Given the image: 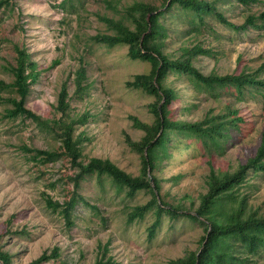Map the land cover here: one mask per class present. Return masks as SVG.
Returning a JSON list of instances; mask_svg holds the SVG:
<instances>
[{
  "label": "rangeland",
  "instance_id": "obj_1",
  "mask_svg": "<svg viewBox=\"0 0 264 264\" xmlns=\"http://www.w3.org/2000/svg\"><path fill=\"white\" fill-rule=\"evenodd\" d=\"M138 2L159 7L163 0H9L0 7V78L12 80L16 46L23 47L35 61L37 73L25 105L46 121L8 117L5 107L11 105L4 97L14 92L0 89V250L10 254L9 264H29L55 246L58 256L35 264H96L98 258L110 259L109 264H170L199 249L204 224L186 214L194 213L207 191L210 171L232 172L259 145L264 84L248 83L240 90L231 85L209 87L186 72L168 70L163 85L175 94L170 105L173 119L194 122L217 116L236 122L221 129L215 144L177 129L166 130V149L152 174L159 184L157 199L177 206L178 215L161 213L149 232L156 219L152 207L128 220L136 205L150 199L148 190L129 195L106 172L80 176L74 186L71 178L77 168L63 153L59 126L54 123L58 119L72 123L82 161L107 158L127 173H140V154L126 137L138 140L143 135L134 117L144 123L153 121L148 105L155 96L128 86L127 81L149 73L151 65L130 58L127 44L110 46L93 39L97 33L114 32L102 17L131 25L128 11ZM218 2L236 23L264 9V0L211 1L216 6ZM200 16L172 4L160 17L165 51L175 52L181 43L200 44L208 52L198 54L193 63L202 73L245 71L264 79L263 28L235 29L213 12ZM78 70L85 72L82 89L76 85ZM63 87L68 101L65 113L57 108ZM36 149L59 154L45 160L35 155ZM72 192L76 202L69 215L72 224L67 226L63 206L53 210L45 197L63 203ZM238 194L245 195L248 209L264 213V169H249ZM230 246L233 252L232 241ZM238 252L243 254L241 246ZM247 255V264H264V246Z\"/></svg>",
  "mask_w": 264,
  "mask_h": 264
},
{
  "label": "trees",
  "instance_id": "obj_2",
  "mask_svg": "<svg viewBox=\"0 0 264 264\" xmlns=\"http://www.w3.org/2000/svg\"><path fill=\"white\" fill-rule=\"evenodd\" d=\"M212 0H163L162 4L154 6L147 2L135 3L131 10V25L122 19H112L102 17L112 26L114 32L97 33L93 35L95 41L104 42L107 45L127 44L128 56L132 59H141L148 61L151 65L149 73L137 74L132 80L127 81V85L133 88H141L155 96V100L150 102L148 108L153 115V121L144 123L134 117V123L143 130V135L138 140L126 137L127 143L131 148L140 154V173L132 175L117 166L107 158L90 157L87 162L81 160V153L78 139H74L72 123L64 119H58L54 123L59 126L63 153L68 157L70 164L76 167L73 184L76 187L78 178L85 174L96 172L98 174L106 172L111 174L114 180L123 187L127 188V193L132 195L138 189L148 190L151 194L150 199L142 204L136 205L128 215V220L143 215L146 209L152 207L156 216L149 232L153 230L158 223L161 213H168L176 216L178 207L170 206L168 203L157 199V190L159 189L158 180L152 174L155 161L164 155L167 140V129H177L182 132L190 133L204 142L215 144L218 135L225 125L236 122L234 119L221 120L217 116L200 119L194 122L173 119L170 116V105L175 94L171 88L163 85V78L168 70H179L193 76L196 82H200L209 87L212 86H234L240 90L245 84H264V79L257 78L256 74H250L245 71L232 74H204L193 63V59L198 54L207 53L197 45H187L181 43L174 51H165L164 32L160 17L174 3H177L182 9L192 11L197 15L204 12H213L218 19L235 29H246L248 26H254L264 29V9L257 15L250 13L245 16L241 23L231 21L230 18L221 11L219 2L211 3ZM243 4L255 3L258 0H236ZM216 2V0H215ZM9 4V0H0V7L3 4ZM135 12L132 13V10ZM164 9V10H162ZM151 13V14H150ZM201 17V16H200ZM16 57L14 64H11L10 70L12 80L5 81L0 78L1 90H12L14 95L6 96L5 101L11 106L5 107L8 117L17 116L31 117L38 122L43 121L38 114L26 107L25 98L30 90V83L37 75L35 72V61L29 57V54L23 47L16 46ZM76 85L82 89V79L84 70H78L76 73ZM67 91L65 87L61 89L58 95L57 108L65 113L68 108L66 101ZM81 121V118L77 119ZM83 132H80L81 136ZM28 150L27 147H25ZM59 152L48 151L45 149H36L35 155H43L45 160L57 156ZM36 157L34 156L33 159ZM249 169L254 172L264 169V130L261 133L260 142L253 155L239 164L232 172L225 171L216 173L213 169L208 175L207 191L200 196L198 206L194 213L186 215L198 219L204 224V235L201 237L199 249L189 252L187 255L170 260V264H247L248 253H256L259 247L264 246V213L254 209H248L246 206V197L239 196L238 187L246 180ZM152 178V181L150 180ZM76 194L60 203L52 200L50 196L45 197V203L48 207L55 210L63 206L62 212L66 220V225L70 226V210L74 206ZM167 206V208L165 207ZM230 241L233 242V252H231ZM242 248V255L238 252ZM58 256V247L55 246L49 254L42 252L39 257L29 264L42 262L50 257ZM1 264H9L10 254L7 251L0 250ZM110 259L98 258L96 264H109Z\"/></svg>",
  "mask_w": 264,
  "mask_h": 264
}]
</instances>
